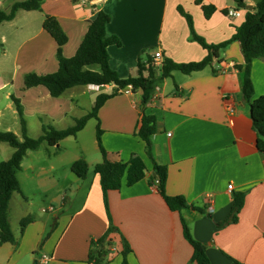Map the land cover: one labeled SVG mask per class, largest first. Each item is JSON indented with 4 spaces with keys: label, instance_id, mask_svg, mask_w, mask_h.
<instances>
[{
    "label": "crops",
    "instance_id": "1",
    "mask_svg": "<svg viewBox=\"0 0 264 264\" xmlns=\"http://www.w3.org/2000/svg\"><path fill=\"white\" fill-rule=\"evenodd\" d=\"M259 1L246 0V4L255 8ZM7 3L0 0V8L10 12L15 3ZM202 5L215 7L210 18L205 17ZM202 5L196 0H105L97 5L82 0H45L41 11L19 10L12 21L0 25L4 48L0 92L5 91L0 130L23 137L21 124L22 136L12 126L19 118L13 96L23 107L28 136L36 139L43 135L44 125L57 130L74 126L92 111L99 95L118 90L115 85L77 86L55 98L44 86H25L27 74L43 76L59 69L57 43L43 27L47 16L58 19L68 37L63 55L72 58L95 15L106 12L111 17L107 35L121 42L109 47L110 64L121 78H128L138 76L139 59L148 50H155L148 59L161 51L164 60L177 64L200 62L208 55L191 40L179 6L192 16L197 34L213 45L231 40L246 19L247 10L238 9L234 0H202ZM229 10H239L241 16L233 18ZM142 62L148 66V60ZM244 63L241 44L235 41L220 52V61L214 59L212 66L189 75L175 71L160 81L145 106L141 90L120 89L101 108L99 121H89L91 125L94 122L93 143L84 137L87 123L76 137L49 145L54 148V158L64 144L77 150L65 168L56 167L51 156L48 162L33 161L45 142L29 151L18 174L24 173L38 184L33 196L55 192L52 201L62 214L50 224L42 215L31 213L21 218L19 232L11 224L15 242L0 246V264H96L89 260L91 243L107 233L111 221L118 230L107 238L113 244L106 247L104 264H123V237L132 250L126 257L128 264H197L192 262L194 249L185 238L182 220L194 239L206 246L212 264H230L229 258L242 264H264V155L257 147L250 104L243 97L244 72L237 66ZM252 79L255 99L264 95V59L253 62ZM143 111L157 119L153 157L167 168L166 195L186 200L188 207L180 211H171L159 193L154 162L146 153L145 142L135 136ZM98 123L109 160L128 162L135 154L146 164L142 181L131 187L124 182L120 190L107 193L108 211L100 176L94 170L103 161ZM6 144L0 142V163L15 151ZM80 158L89 165L86 179L72 171ZM238 193H245V203L238 220L233 221L232 206ZM18 194L19 204H29V196L26 199L24 192ZM50 209L47 212L53 213ZM41 212L46 210L41 208ZM26 219L29 223L23 229Z\"/></svg>",
    "mask_w": 264,
    "mask_h": 264
},
{
    "label": "trees",
    "instance_id": "2",
    "mask_svg": "<svg viewBox=\"0 0 264 264\" xmlns=\"http://www.w3.org/2000/svg\"><path fill=\"white\" fill-rule=\"evenodd\" d=\"M44 1L24 0L17 2L12 6L10 12H5L0 8V25L3 22L12 21L19 10L41 11ZM234 1L238 9L246 10V0ZM196 3L202 5V0H196ZM202 8L207 19L216 10L214 6L202 5ZM255 9V11L246 12L244 23L231 40L219 45H213L207 43L202 36L197 34L194 29L192 16L179 6L178 11L186 19L189 26L191 40L197 42L207 50L208 55L200 62L189 64H177L171 60H165L160 75L151 65L152 60L150 58L148 59V66L140 58L138 63V76L128 78H121L111 67L109 47L112 45L120 46L121 42L117 37L107 35V25L110 23L111 17L106 12L99 11L95 15L78 51L72 58H66L63 55V48L68 42V37L58 19L53 16H47L43 27L57 43L59 69L55 73L43 76L35 73L27 74L25 76V86L27 88L44 86L48 89L51 96L55 98L61 97L67 90L77 86L95 85L103 87L115 85L118 87V90L112 94L99 95L92 111L78 119L74 126L64 130H57L44 125L43 135L36 139L28 136L27 120L23 107L20 101L13 96V101L15 102L21 122L23 137L20 139L14 132L0 130V142L9 144L15 150L9 160L0 163V246L7 242H15V237L11 229L9 206L13 195L22 192L17 173L29 151L38 149L44 142L50 146H56L66 138L76 137L91 119H97L99 121L98 115L101 108L110 98L118 95L120 89L130 86L133 91L141 90L143 92V105H147L151 101L154 89L160 81L170 77L175 71L189 75L202 71L208 66H212L214 59L220 61V52L235 41L241 44L245 61L244 65L237 66L239 70L244 72L243 97L250 104L253 127L258 134L257 147L264 155V95L254 99L255 87L252 79L253 62L264 59V0H260ZM145 72L148 73L147 76H145ZM156 131V117L147 115L143 111L135 136L140 137L145 142L146 153L154 162V173L157 176L159 193L163 196L171 211H180L183 208H187L188 204L182 197H170L166 195L167 168L159 165L153 157L152 138ZM101 136L102 130L100 123H98L97 141L103 156V161L98 163L94 170L100 176V183L108 211L107 193L113 190H120L124 182H126L128 187H131L142 181L145 178L146 164L142 157L135 154L132 155L128 162H113L109 160L108 153L102 145ZM72 171L80 179H86L89 173V165L84 158H80L72 165ZM244 203L245 193L236 194L232 206L233 221L238 220V214L242 210ZM28 223V219L23 221L22 228L24 229ZM182 224L185 238L194 249L192 262L197 264H212L207 254L206 246L194 239L189 226L184 220H182ZM117 230L111 221L107 233L97 241H92L90 262L96 264L106 263L103 258L106 253V247L112 246L113 244V241L107 238ZM122 248L123 264H128L126 257L132 250L124 237L122 239ZM229 262L230 264H242L233 258H229Z\"/></svg>",
    "mask_w": 264,
    "mask_h": 264
},
{
    "label": "rangeland",
    "instance_id": "3",
    "mask_svg": "<svg viewBox=\"0 0 264 264\" xmlns=\"http://www.w3.org/2000/svg\"><path fill=\"white\" fill-rule=\"evenodd\" d=\"M15 2H17V0H8L7 5L10 6L11 4H13ZM5 8H7V7H5ZM3 50H4V48L0 44V54L3 53ZM150 53H155V50H148L147 52H145L142 55L141 58L143 60H148ZM4 95H5V91L0 92V107L4 106V103H5ZM20 124H21V122L19 121V118L15 123H14V121H12V126L15 125L16 130L21 135ZM90 125L91 124H89V122H88V128L86 129V133H85L84 137L87 140H89L90 143H93L95 141L94 122H92V125H91V127H93V130H91L89 128ZM6 146L9 147L8 149L10 151L13 150V148L10 147L8 144H6ZM44 147L45 148H39L38 150H36V156H35V158H33V161H36V163L37 162L42 163L44 161L48 162L49 156H51L50 160L52 162H54V164L58 168L59 167L65 168V167L69 166L71 164V162L73 161V158H75V156H76L75 154L77 153V150L74 149L73 145L66 146V144H64L62 147L63 148L62 151L59 152V150H58L59 156L57 158H54V156H53L54 148L50 147L49 144L46 142L44 144ZM87 158L89 161H92V157L88 156ZM17 177H18V180L21 184V189L23 190L20 194H23V192H24L26 199L28 198V196L30 197V199L28 200L29 204H24V203L19 204L17 202V199H20V195L18 193L15 194L16 200L13 202V204L11 205V207L9 209L10 222H11L13 228L15 230H17V232H19L21 218H26L27 216H30L31 213L33 215L34 214L42 215L44 218H46L50 221V224H53L56 220V216L62 214V211L58 212L57 205H55L52 201V199H53L54 195H56V193L55 192H53V193L49 192V195H46V196L44 194H38L37 196H33L32 195L33 192H38V189H39L38 184L33 180L29 181L26 178L24 173H19V174L17 173ZM41 208H44L46 210V212L42 213ZM50 208L54 209L53 213L47 212Z\"/></svg>",
    "mask_w": 264,
    "mask_h": 264
},
{
    "label": "built area",
    "instance_id": "4",
    "mask_svg": "<svg viewBox=\"0 0 264 264\" xmlns=\"http://www.w3.org/2000/svg\"><path fill=\"white\" fill-rule=\"evenodd\" d=\"M84 3L85 2H91L95 5L104 2L105 0H82ZM228 15L233 17V18H237L241 16V11L239 10H229L228 11ZM164 62L165 60L163 59V54L161 51L157 52L154 57L152 58V66L154 67V69L158 72V74H161V70L164 66ZM97 88H99V86H96ZM159 89V87H157V90ZM227 111L230 113L232 112V109L230 107H227ZM170 135V134H169ZM233 189V185L229 186V191H232ZM50 210H53V208H51ZM44 260H47V257L44 256Z\"/></svg>",
    "mask_w": 264,
    "mask_h": 264
},
{
    "label": "water",
    "instance_id": "5",
    "mask_svg": "<svg viewBox=\"0 0 264 264\" xmlns=\"http://www.w3.org/2000/svg\"><path fill=\"white\" fill-rule=\"evenodd\" d=\"M247 11H255L256 9L251 6V5H248L247 8H246ZM35 264H38L37 262Z\"/></svg>",
    "mask_w": 264,
    "mask_h": 264
}]
</instances>
